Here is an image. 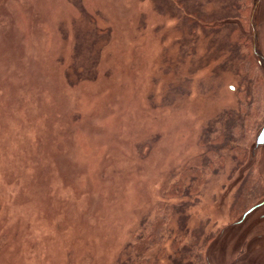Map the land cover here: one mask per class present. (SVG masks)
<instances>
[{
  "label": "rangeland",
  "instance_id": "obj_1",
  "mask_svg": "<svg viewBox=\"0 0 264 264\" xmlns=\"http://www.w3.org/2000/svg\"><path fill=\"white\" fill-rule=\"evenodd\" d=\"M263 128L264 0H0V264H264Z\"/></svg>",
  "mask_w": 264,
  "mask_h": 264
},
{
  "label": "trees",
  "instance_id": "obj_2",
  "mask_svg": "<svg viewBox=\"0 0 264 264\" xmlns=\"http://www.w3.org/2000/svg\"><path fill=\"white\" fill-rule=\"evenodd\" d=\"M229 137L232 138V136L230 134L227 135V130L225 129L222 136L215 143L218 142V143L222 144V142H224L225 146H227L229 143ZM202 178L203 177H201V176H199V177L197 176V178L195 177L194 178V185L199 183V181ZM192 185H193V182H192ZM164 221H165L164 219L160 220V224L163 223ZM161 233H162V231H161ZM158 239H159V237L157 235H154V236L149 235V239L147 242L143 241V243L138 245V247L134 248V251L138 253V257L139 258L144 257L143 255H145L147 253V251L151 250L152 245L155 242H158ZM179 250H180V247H179ZM177 257H178V260H177L176 264H198V262L196 261L195 256H194V252L192 250H189L187 252H180V254ZM200 258H201V256H200Z\"/></svg>",
  "mask_w": 264,
  "mask_h": 264
},
{
  "label": "water",
  "instance_id": "obj_3",
  "mask_svg": "<svg viewBox=\"0 0 264 264\" xmlns=\"http://www.w3.org/2000/svg\"><path fill=\"white\" fill-rule=\"evenodd\" d=\"M258 4H259V1H258ZM255 6L256 7H255V12H254V19H255V16H257L258 9H259V5H255ZM256 145H257V148L264 147V128L261 130L260 134L257 137ZM262 206H264V201L261 204H258L252 211L247 213L246 216H248L251 212H254L255 210L259 209Z\"/></svg>",
  "mask_w": 264,
  "mask_h": 264
},
{
  "label": "flooded vegetation",
  "instance_id": "obj_4",
  "mask_svg": "<svg viewBox=\"0 0 264 264\" xmlns=\"http://www.w3.org/2000/svg\"><path fill=\"white\" fill-rule=\"evenodd\" d=\"M261 204V203H260ZM255 207H253V208H251L249 211H248V213L250 212V211H252L253 209H254ZM264 209V206H262V207H260L259 209H257V210H263ZM257 210H255L254 212H256ZM254 212H251L249 215H248V217L250 216V215H253V213ZM262 217H263V220H264V215H262ZM262 259H264V258H262Z\"/></svg>",
  "mask_w": 264,
  "mask_h": 264
}]
</instances>
